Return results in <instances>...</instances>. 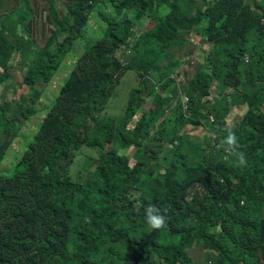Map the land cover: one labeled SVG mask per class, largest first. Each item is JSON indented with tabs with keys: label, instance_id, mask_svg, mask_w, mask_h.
Here are the masks:
<instances>
[{
	"label": "trees",
	"instance_id": "trees-1",
	"mask_svg": "<svg viewBox=\"0 0 264 264\" xmlns=\"http://www.w3.org/2000/svg\"><path fill=\"white\" fill-rule=\"evenodd\" d=\"M14 1L0 24V85L15 81L12 61L29 65L0 104V167L41 96L36 84L47 85L78 44L82 56L15 174L0 175V264H198L189 258L198 245L212 264H264V0H69L66 13L47 0L53 30L36 52L34 24L21 14L42 9ZM192 30L210 47L189 71L175 53ZM127 74L136 86L126 109L106 120ZM229 131L244 166L220 146ZM82 148H96L98 161L74 180L71 167L90 157ZM194 183L203 196H190ZM149 206L164 228L149 230Z\"/></svg>",
	"mask_w": 264,
	"mask_h": 264
},
{
	"label": "rangeland",
	"instance_id": "rangeland-1",
	"mask_svg": "<svg viewBox=\"0 0 264 264\" xmlns=\"http://www.w3.org/2000/svg\"><path fill=\"white\" fill-rule=\"evenodd\" d=\"M32 7L42 9L40 13H38L37 17H35L39 22V26L36 27L33 26V28L30 30V32L27 33V35H30L31 41L34 43V45H43L45 43V38L49 35L50 31L53 30V27L51 24L46 23V16L48 13V1L47 0H29ZM192 1H200V0H192ZM212 2H215L216 0H211ZM55 7L60 11V13H66L67 12V6L69 5V0H52ZM15 6L14 0H0V15L9 13L11 9ZM103 10L105 6L100 5ZM44 9V10H43ZM62 15V14H61ZM112 16L115 15V11L112 10ZM150 23H152L151 20H149ZM46 24V26L43 28V25ZM99 23L95 16L91 18L90 22V30L92 32H96L98 29ZM4 27V26H0ZM13 29L14 26L12 25ZM90 36H88V39ZM179 38H184L189 41V44L186 46L185 49L179 50L175 53L176 57L181 58L184 60V63L180 67V69H188L191 71V69L197 65L198 56L195 55V51L198 49L202 50H209L210 43H208L205 40V36L199 34L197 31H190L187 35H185L183 32L180 33ZM133 42V41H132ZM83 44V42H80ZM37 47V46H36ZM175 48L172 47L169 50V54H172L174 52ZM126 54H129V51L125 52ZM82 54V46L80 44L77 45L75 49V54L70 55L69 58L66 60L65 67H62L61 72L58 75L59 81L63 80L65 76L71 71L72 64L77 57H79ZM118 56L122 55L121 51H118ZM165 61H163L161 64H164ZM22 72V71H21ZM177 72L173 74V77L175 78ZM131 74H127L121 81V84L118 88L117 95L110 101V104L108 105V108L106 112L104 113V119H108L110 116H119L124 113L126 109V103L128 100V96L130 93V90L136 86V84L132 83ZM15 81L7 82L4 85H0V91H1V100L0 104H3L5 102L11 101L13 94L17 92L19 88V83L21 80L23 81V77L15 76ZM65 80L61 81L58 85V83H54L52 85L46 86L45 88V94H42L38 101L34 104L32 111L33 113H29L26 115L25 119L22 121L19 130L21 132L20 137L15 142V145L9 150L5 160L2 163V166L0 167V175L6 176V177H12L15 174V163L16 161L19 162L21 155L27 148V144L30 142L31 139L38 133L39 127L41 125V122L46 115L48 109L55 103L56 99L60 95V88L63 86ZM60 87V88H59ZM23 91L27 92V88L22 85ZM43 88V87H41ZM116 100L118 103L115 106V103L113 102ZM240 117L239 114H237V119ZM186 131L190 133L192 136H197L199 143H205L206 139V133L202 131L200 128H195L194 126H189L186 128ZM154 143H151L149 145L152 146ZM212 145H215V142L212 141ZM148 147V148H149ZM85 152L90 155L88 164L83 167L81 165L75 166L73 165L71 167L70 174L73 177L74 180H78V178L81 176L79 171H87L86 168L90 164V170L91 171L95 166V160L98 157V151L97 150H91L88 148H82L79 152ZM133 150L124 151V155L128 154L130 157L132 156ZM261 216L264 220V204L263 208L261 210ZM209 251L202 248V246L198 245L194 248L189 250V254L194 259V261L198 264H203L206 261V253Z\"/></svg>",
	"mask_w": 264,
	"mask_h": 264
},
{
	"label": "clouds",
	"instance_id": "clouds-1",
	"mask_svg": "<svg viewBox=\"0 0 264 264\" xmlns=\"http://www.w3.org/2000/svg\"><path fill=\"white\" fill-rule=\"evenodd\" d=\"M11 14L12 13H6V14L0 15V24L4 21V19L6 17H11ZM21 15H22L21 19L33 22L34 26L36 25V27L39 26V22L40 21H38L36 18L27 17V16H25L23 14H21ZM43 28H44V25H43ZM45 45H46V38H45V43L43 45H40V44L36 45L37 47L35 46L36 48H35L34 51L36 52L38 49H43L45 47ZM204 51L205 50H202V49H198V50L195 51V55L198 56V59L203 57V52ZM74 54H75V51L72 50L65 57L64 61L61 63V65L59 66V68L55 72L52 80L47 85L44 84L43 82H40V83L36 84L38 86L40 92H41V95L45 94V88L44 87L52 85L54 83H58V85H59V83L61 81H63V80H65V82H64L63 86L61 88L60 87L59 88L60 89L64 88V86L66 85L67 81L69 80L70 75L75 70V68L77 66V63H78V61H79V59L81 58L82 55H80L79 57H77V59H75L73 61V64L71 66L72 67L71 71L65 76V78L63 80H61V81L57 80L58 79V75L61 72L62 67H65L66 60L69 58V56L70 55H74ZM202 62H204V60ZM28 65H29V63H27V62L24 63L23 60L15 59L14 61H12L9 64V68L11 69V74L12 75L14 73L17 76L20 75L24 79L25 74H26L27 69H28ZM41 87H43V88H41ZM21 89H23V88H21ZM228 126H230V124ZM17 130L19 131V133H21L18 128H17ZM4 146H6V144H4ZM220 146L223 148V150L226 153L232 155L235 158L234 159V163L236 164L237 167H241V166H244L246 164V154L241 152V151H238V138H237V136L235 135L234 132L229 131V133L226 135V137L221 141V145ZM93 150H96V148H94ZM125 150L127 151V149H125ZM95 161H98V157H97V159ZM188 193L190 194L191 197H193V194H197L198 196H203L204 193H205V188H203V184L194 183L191 186V189L188 191ZM241 204L245 205V202L242 200ZM144 217H145L146 225L148 226L149 230H160V229H162V228H164L166 226V217H165V215L163 214V212L160 209H158V208H156L154 206H149L145 210ZM189 258L191 260L192 257H189ZM206 258H207V256H206ZM191 263H192V260H191ZM204 263L205 264H212V261H207V259H206V261Z\"/></svg>",
	"mask_w": 264,
	"mask_h": 264
},
{
	"label": "built area",
	"instance_id": "built-area-1",
	"mask_svg": "<svg viewBox=\"0 0 264 264\" xmlns=\"http://www.w3.org/2000/svg\"><path fill=\"white\" fill-rule=\"evenodd\" d=\"M187 103H188V99L185 98V99L182 101V104H183V106H184L185 109L187 108Z\"/></svg>",
	"mask_w": 264,
	"mask_h": 264
},
{
	"label": "crops",
	"instance_id": "crops-1",
	"mask_svg": "<svg viewBox=\"0 0 264 264\" xmlns=\"http://www.w3.org/2000/svg\"><path fill=\"white\" fill-rule=\"evenodd\" d=\"M13 76L15 77V76H17V75H15V74L13 73Z\"/></svg>",
	"mask_w": 264,
	"mask_h": 264
}]
</instances>
